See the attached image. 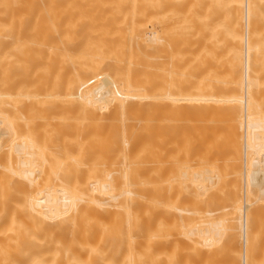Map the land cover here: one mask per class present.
I'll use <instances>...</instances> for the list:
<instances>
[{"label":"bare ground","instance_id":"1","mask_svg":"<svg viewBox=\"0 0 264 264\" xmlns=\"http://www.w3.org/2000/svg\"><path fill=\"white\" fill-rule=\"evenodd\" d=\"M258 208L264 0H0V264H253Z\"/></svg>","mask_w":264,"mask_h":264},{"label":"rangeland","instance_id":"2","mask_svg":"<svg viewBox=\"0 0 264 264\" xmlns=\"http://www.w3.org/2000/svg\"><path fill=\"white\" fill-rule=\"evenodd\" d=\"M262 215H264V212H262L259 208H258V212H256L254 214V220H253V225L257 224V221L259 218H262ZM254 232H257V230H254ZM258 233V232H257ZM264 244V239L262 238V236L258 237L256 239V242L254 243L253 247L251 248V251H253L254 253V257H253V264H264V257H260V255H257L259 250H261L263 248ZM258 251V252H257Z\"/></svg>","mask_w":264,"mask_h":264}]
</instances>
